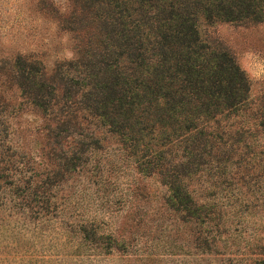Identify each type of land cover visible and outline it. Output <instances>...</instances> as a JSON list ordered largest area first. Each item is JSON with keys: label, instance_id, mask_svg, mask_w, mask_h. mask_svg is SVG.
I'll return each mask as SVG.
<instances>
[{"label": "trees", "instance_id": "16d2710c", "mask_svg": "<svg viewBox=\"0 0 264 264\" xmlns=\"http://www.w3.org/2000/svg\"><path fill=\"white\" fill-rule=\"evenodd\" d=\"M70 3L59 18L74 34L76 55L51 70L30 55L7 67L20 104L41 115V151L60 150L58 174L67 180L83 173L107 183L110 167L157 175L169 203L197 228L195 248L222 254L223 232L239 224L247 204H264V95L251 97L233 53L201 28L263 23L264 0ZM5 109L1 98L0 143ZM7 170L0 167V181Z\"/></svg>", "mask_w": 264, "mask_h": 264}, {"label": "rangeland", "instance_id": "374dc122", "mask_svg": "<svg viewBox=\"0 0 264 264\" xmlns=\"http://www.w3.org/2000/svg\"><path fill=\"white\" fill-rule=\"evenodd\" d=\"M71 8L70 0H0V99L6 106L0 167L10 173L0 181V264H256L264 258L262 202L247 204L239 224L219 236L222 254H210L206 246L195 248L197 228L169 203L157 175L110 167L107 183L83 173L67 180L58 174L60 150L41 151V115L20 104L7 67L19 55L39 59L48 70L73 58L76 39L59 18ZM201 34L233 53L253 99L264 95V22H218L202 26ZM34 172L46 183L33 185L32 177L31 184Z\"/></svg>", "mask_w": 264, "mask_h": 264}]
</instances>
